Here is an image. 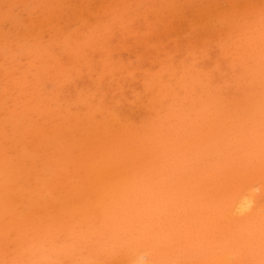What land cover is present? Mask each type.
<instances>
[{
    "label": "rangeland",
    "instance_id": "obj_1",
    "mask_svg": "<svg viewBox=\"0 0 264 264\" xmlns=\"http://www.w3.org/2000/svg\"><path fill=\"white\" fill-rule=\"evenodd\" d=\"M0 264H264V0H0Z\"/></svg>",
    "mask_w": 264,
    "mask_h": 264
},
{
    "label": "bare ground",
    "instance_id": "obj_2",
    "mask_svg": "<svg viewBox=\"0 0 264 264\" xmlns=\"http://www.w3.org/2000/svg\"><path fill=\"white\" fill-rule=\"evenodd\" d=\"M146 12H148V11H146ZM94 14V13H93ZM141 14V13H140ZM153 14V13H152ZM142 16V15H141ZM163 16V15H162ZM165 17V16H164ZM100 18V17H99ZM123 18V17H122ZM155 19H156V17H155ZM172 19V18H171ZM146 20V19H145ZM162 20V19H161ZM151 21V20H150ZM149 21V22H150ZM160 21V20H159ZM118 22V21H117ZM146 21H144V23H145ZM148 22V21H147ZM149 22H148V24H149ZM153 22V21H152ZM162 22V21H161ZM151 23V22H150ZM147 24V23H146ZM145 24V25H146ZM144 25V24H143ZM147 26V25H146ZM154 26V25H153ZM148 28H150V27H148ZM120 30V29H119ZM135 30H137V29H135ZM151 30V29H150ZM160 30V29H159ZM140 31H141V29H140ZM145 31V30H144ZM143 31V32H144ZM136 32V31H135ZM134 32V33H135ZM157 32V31H156ZM133 33V32H132ZM126 34V33H125ZM124 34V35H125ZM139 35H141V33H138ZM137 34V35H138ZM143 34V33H142ZM144 34H145V32H144ZM135 36V35H134ZM145 36V35H144ZM137 37V36H136ZM139 37H141V36H139ZM138 37V38H139ZM191 37V36H190ZM125 38V37H124ZM183 39V38H182ZM138 40V39H137ZM200 40V39H199ZM119 41V40H118ZM121 41V40H120ZM95 42V41H94ZM122 42V41H121ZM139 42V41H138ZM164 42V41H163ZM169 42V41H168ZM116 43V42H115ZM126 43V42H125ZM181 43H183V42H181ZM139 44V43H138ZM179 45V44H178ZM177 45V46H178ZM185 45V44H184ZM101 46V45H100ZM141 46V45H140ZM174 47V46H173ZM171 48V47H170ZM193 48V47H192ZM168 50V49H167ZM174 51V50H173ZM176 52V51H175ZM183 53V52H182ZM149 54V53H148ZM154 54V53H153ZM161 54V53H160ZM175 55V54H174ZM149 56V55H148ZM154 56V55H153ZM180 56V55H179ZM153 58V57H152ZM175 58V57H174ZM155 59H156V57H155ZM157 61V60H156ZM66 62V61H65ZM154 65V64H153ZM115 74V73H114ZM117 75V74H116ZM124 81V80H123ZM126 82V81H125ZM121 93V92H120ZM123 108V107H122ZM259 187V186H258ZM249 200H251V199H249ZM249 204H251V203H248L247 202V200H245L244 198H241L240 200H238V202H237V206H236V209H235V211H236V213L238 214H242L243 212H245L246 211V209H247V206H249ZM249 208V207H248ZM235 216V215H234ZM237 216V215H236ZM244 218H245V216H244ZM228 221V220H227ZM147 235V234H146Z\"/></svg>",
    "mask_w": 264,
    "mask_h": 264
}]
</instances>
